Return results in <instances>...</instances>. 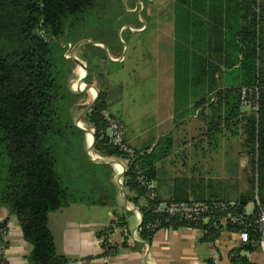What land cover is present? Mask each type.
I'll list each match as a JSON object with an SVG mask.
<instances>
[{
  "label": "trees",
  "instance_id": "1",
  "mask_svg": "<svg viewBox=\"0 0 264 264\" xmlns=\"http://www.w3.org/2000/svg\"><path fill=\"white\" fill-rule=\"evenodd\" d=\"M226 2L242 7L249 17L248 23L226 28L220 36L221 44L213 46L218 61L210 62L195 52L191 42L193 13L203 12L208 0H176V114L183 107L187 111L191 101H195L193 110L199 111L207 126L208 141L215 140V144L224 132L233 136L241 132L249 158L250 183L264 203V39L261 28L260 40L257 33V15L253 9L257 0ZM96 4L97 0H0V206L17 217L24 239L32 246L29 264L69 261L56 251L48 222L50 213L72 203L116 205L119 186L110 181L114 174L112 162L97 160L89 154L84 146L86 131L77 126L76 111L80 107L88 108L82 104L87 93L70 89L76 62L65 55L66 43H71L65 36L67 25L70 23L72 30ZM87 45L93 47L92 56L99 57L100 63L106 57L100 56L103 49L96 42L85 41L80 46L81 58L87 63L85 82L90 85L94 72L90 70ZM223 68L230 82L222 86L215 75ZM246 86L260 90L257 112H242L241 89ZM214 87L217 88L210 101L206 97L207 88ZM108 104V93L99 90L95 105L83 114L81 122L94 130L96 155L124 158L109 142L108 125L102 116ZM172 147L173 136L162 137L155 149L139 151L124 175V196L142 214L141 240L150 243L160 229L192 227L203 231L204 241L212 242L221 232L156 212L162 202L149 200L146 189L135 179L137 166L155 179L156 163L167 157ZM248 201L245 198L235 202L226 214L243 213ZM124 213L115 211L116 220L99 236H106L115 227H126L125 216L130 212ZM255 213L247 217L250 223ZM158 220L162 223L153 228ZM6 227V223H0V234ZM227 230L231 232L234 228L227 226ZM243 248L256 250L251 245ZM114 254V246L105 248V257ZM233 264L251 262L238 256Z\"/></svg>",
  "mask_w": 264,
  "mask_h": 264
},
{
  "label": "crops",
  "instance_id": "2",
  "mask_svg": "<svg viewBox=\"0 0 264 264\" xmlns=\"http://www.w3.org/2000/svg\"><path fill=\"white\" fill-rule=\"evenodd\" d=\"M149 2L152 7L147 20L130 28V37L122 40L123 48H112L98 66L92 84L79 81L82 72L79 74L74 69L69 87L75 93L86 92L87 97L92 94L91 103L95 97L91 86L98 92L106 91L108 111L124 123L127 142L139 151L153 150L162 137L173 136L171 153L156 163L154 180L162 203L171 200L234 203L249 198L246 211L251 214L259 198L250 183L244 138L241 132L235 136L224 132L217 137V144L215 140L208 141L206 123L199 111L193 110L195 101H191L187 111L183 107L176 114V0ZM253 9L259 40L260 28L264 39V0H257ZM246 15L242 7L228 4L226 0H208L206 9L200 13L195 11L192 16L191 42L195 52L210 62L218 61L213 46L221 44L220 36L227 27L247 24ZM96 46L103 47L100 43ZM110 64L119 68L103 69L102 66ZM215 77L222 86L230 82L224 68ZM216 88H207L206 97L210 101ZM250 110L242 106L244 114ZM88 135L86 132L89 145ZM233 139L236 147L226 149L233 144ZM112 168V182H115L113 179L120 168L114 164ZM127 202L118 188L115 206L72 203L50 213L48 222L55 248L58 254L68 258L66 264H233L238 256L251 264H264L261 249H244L238 235L229 230L210 242L204 241L203 231L197 228H164L154 234L150 243H144L139 230L142 214L131 203L127 208ZM115 211L130 214L125 216L126 227H115L106 235L115 247V254L105 257L101 243L105 236L100 237L99 233L116 220ZM0 223L7 226L6 234L0 237V264H29L32 246L24 239L17 217L0 206Z\"/></svg>",
  "mask_w": 264,
  "mask_h": 264
},
{
  "label": "built area",
  "instance_id": "3",
  "mask_svg": "<svg viewBox=\"0 0 264 264\" xmlns=\"http://www.w3.org/2000/svg\"><path fill=\"white\" fill-rule=\"evenodd\" d=\"M259 94L260 90L258 87H242L241 105L257 112L259 109ZM102 116L108 125L110 144L125 155L124 158H107L115 167L119 166L120 170L115 176V182L120 190L123 189L124 191V175L129 170L131 159L139 152V150L133 148L127 142L125 125L120 119L113 116L108 110L102 111ZM90 154L92 153L90 152ZM94 158L104 160V158L99 155H96ZM134 170L136 173L135 179L146 189L148 199L159 200L155 180L144 174L140 169V166H137ZM234 205L235 202L232 203L219 200H171L159 204L156 208V212L167 214L169 218H174L178 221L186 222L187 224L207 225L209 228L221 233L227 230V226H232L234 231L231 232L238 235L239 241L242 245H251L253 248L261 249L264 252V203L260 202V200L256 201L253 211L256 212L255 219L251 223L248 221L247 217L253 212L251 214L247 213L246 209L241 214H226V212H228V210ZM130 206V202H127L126 207L129 208ZM161 223L162 221L158 220L152 227L158 228ZM6 232L7 230H2L0 235L4 236ZM251 233L253 235H251ZM101 243L104 249L111 245L109 236L102 238ZM0 247H2V244Z\"/></svg>",
  "mask_w": 264,
  "mask_h": 264
},
{
  "label": "rangeland",
  "instance_id": "4",
  "mask_svg": "<svg viewBox=\"0 0 264 264\" xmlns=\"http://www.w3.org/2000/svg\"><path fill=\"white\" fill-rule=\"evenodd\" d=\"M151 7L152 3H150L149 0H97L96 6L92 10L88 11L81 18L78 24L73 25L72 30L69 27L70 23L67 25V28L65 29V36L68 37L71 43H66L65 55L68 57L75 56L80 61L84 62L83 66H87L86 62L81 58L82 54L80 52V46L78 45L81 42L85 43V41H90V44L96 42L103 45V52H100V56L107 58L108 54L112 51V48L114 46L122 48L124 47L121 43L123 39L127 40L130 37V28L132 26H137L140 21L145 22L149 15L148 10H150ZM144 8H146V10ZM85 50L87 52V58L90 64V70L92 73L94 72V75H97L96 73H98L100 59H98L99 57L97 58L92 56L93 47L91 45H87L85 47ZM124 53L125 52H123V54ZM78 66L79 64L75 63V71H77ZM102 67L103 69L119 68L112 64L104 65ZM81 71L79 72V74L81 73ZM73 79H76V75ZM73 83H77V80ZM91 87L95 88L94 86ZM91 100L92 94L91 97H87V99H85L82 104L84 106H89ZM82 108L83 107H80L76 111V123H79V118L85 112V109L83 110ZM80 123L84 127V129L94 132V130L90 128V126L85 122L80 121ZM77 137L78 136H76V138ZM88 138L90 141V134L88 135ZM235 141L236 139H233V144L226 149H234V147H236V145H234ZM74 144L78 145V142L75 141ZM84 146L88 148L87 138L86 141H84ZM91 153L92 157L96 156L93 151ZM104 161H108V159L104 158ZM113 180L115 181V178ZM110 181L112 182V178Z\"/></svg>",
  "mask_w": 264,
  "mask_h": 264
},
{
  "label": "water",
  "instance_id": "5",
  "mask_svg": "<svg viewBox=\"0 0 264 264\" xmlns=\"http://www.w3.org/2000/svg\"><path fill=\"white\" fill-rule=\"evenodd\" d=\"M84 42H81L78 46H81L82 44H83ZM73 59L75 60V62L76 63H78V64H83V62H81L77 57H73ZM84 69H85V75L83 76V77H81L80 79H79V81H81V82H84L85 81V76L87 75V66L85 65L84 66ZM87 88H88V86H86ZM94 90H95V97H94V100H93V102L89 105V107L85 110V112L83 113V114H86L94 105H95V103H96V101H97V99H98V96H99V92L96 90V88H93ZM83 114H82V116H83ZM81 116V117H82ZM81 117L79 118V123H77V126H79L81 129H83V130H85L86 132L88 131V130H86V129H84L83 127H81L80 126V121H81ZM91 132V134H92V142H91V144L90 145H88V150H89V154H90V152H92L93 151V147H94V141H95V136H94V132H92V131H90ZM95 159H97V158H95ZM97 160H102V159H97ZM122 192H123V189L121 190Z\"/></svg>",
  "mask_w": 264,
  "mask_h": 264
},
{
  "label": "bare ground",
  "instance_id": "6",
  "mask_svg": "<svg viewBox=\"0 0 264 264\" xmlns=\"http://www.w3.org/2000/svg\"><path fill=\"white\" fill-rule=\"evenodd\" d=\"M81 66V67H80ZM78 73L83 69V64H79V67H78ZM85 69H84V71H83V73H82V75H81V77H83L84 75H85ZM93 90V94L95 95V90L94 89H92ZM80 126L81 127H83L81 124H80ZM87 132H89V134H90V137H91V140H90V143H89V145L91 144V142H92V134H91V132L88 130Z\"/></svg>",
  "mask_w": 264,
  "mask_h": 264
}]
</instances>
